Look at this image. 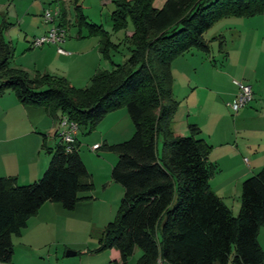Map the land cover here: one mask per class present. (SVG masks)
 I'll use <instances>...</instances> for the list:
<instances>
[{
  "label": "trees",
  "instance_id": "1",
  "mask_svg": "<svg viewBox=\"0 0 264 264\" xmlns=\"http://www.w3.org/2000/svg\"><path fill=\"white\" fill-rule=\"evenodd\" d=\"M153 1H113V31L128 23L133 30L124 39L129 56L123 64L109 57L117 45L108 33L75 5L74 24L99 38V52L113 66L96 71L85 88L63 77H30L12 68L14 50L4 41L6 25H1L0 97L9 91L21 105L43 108L56 126L55 135L62 118L88 134L108 113L126 110L132 136L100 146L116 155L110 178L123 189L116 216L105 225L95 251H117L119 261L108 264H127L135 249L141 251L136 264H264L258 243L264 226V159L262 168L241 183L240 206L233 215L210 189L209 180L219 169L208 162L211 148L198 126L188 124L186 136H175L170 128L178 108L172 61L194 48L208 52L204 33L216 21L262 14L264 0H166L159 9ZM58 9V25L67 32L66 12L61 5ZM47 152L48 165L36 181L19 185L15 177H0V264L11 263L12 237L44 203L72 211L89 198L81 195L93 184L77 146L67 152L59 142Z\"/></svg>",
  "mask_w": 264,
  "mask_h": 264
},
{
  "label": "crops",
  "instance_id": "2",
  "mask_svg": "<svg viewBox=\"0 0 264 264\" xmlns=\"http://www.w3.org/2000/svg\"><path fill=\"white\" fill-rule=\"evenodd\" d=\"M102 1L106 4H113L114 0ZM165 1L154 0V8H161ZM50 3L53 6H50ZM6 4L7 0H0V22H6L7 25L15 23L14 26H18L20 30L15 40L17 43L23 41L22 51L42 57L41 63H35V70L51 76L63 77L75 88H85L95 72L101 70L104 63L101 60L97 36H87L85 32L70 36L67 30L65 40L59 45L48 44L39 48L31 46L33 38L44 35L52 26L42 23L41 27L31 29L33 24L39 25L35 16H42L47 5L53 8L54 1L17 0L12 3V6ZM60 4L61 2H57L55 7H59ZM55 24H58V18ZM130 35L131 33H127L126 36ZM7 42L14 50L11 39ZM58 47L65 54L59 53ZM35 49H40V51L37 52L38 50ZM105 68L107 69L103 70H110L111 67ZM248 85L252 89V100L242 108V111L240 110L236 116H233L232 121L229 119L225 105L231 102L238 93V88L234 84L233 90L225 94L226 103L218 102L217 108L212 105L209 110L201 105L193 106L196 117L191 123L189 120L186 121L187 126L188 124L198 126L201 131L200 138L211 148L208 162L217 166L219 171L210 178L209 186L232 214L239 210L241 183L262 168L264 159V87L253 83ZM221 94L224 95V92ZM252 104L257 106V109L252 107ZM132 127L124 108L110 112L94 129V131L99 129L100 139L98 142L89 144L91 147L101 146L104 143L116 144L120 138L132 133ZM179 130V136L188 134V127ZM55 131V124L43 108L23 106L13 93H4L0 97V177H15L19 185H27L39 179L50 159L47 149L59 143ZM75 144L78 150L77 140ZM110 159L111 164L114 165L113 158ZM89 207L87 201H82L76 204L70 213L59 204L46 202L34 216L28 219L26 227L17 237L25 244L24 246L28 247L52 244L59 222H65L76 211L83 216H90ZM258 243L264 252V226L259 231ZM107 253L109 262L119 261L117 251L108 250ZM28 258L24 257L22 264ZM13 260L14 256L10 264H16Z\"/></svg>",
  "mask_w": 264,
  "mask_h": 264
},
{
  "label": "rangeland",
  "instance_id": "3",
  "mask_svg": "<svg viewBox=\"0 0 264 264\" xmlns=\"http://www.w3.org/2000/svg\"><path fill=\"white\" fill-rule=\"evenodd\" d=\"M16 1L7 0L6 5L10 4L12 6V3ZM52 1H54V7L50 10L55 8L57 2H61L60 5L66 12L70 36L76 35L79 29L82 33H86L84 27H77L74 24L75 5L77 4L81 8V13L85 17L87 16L88 21L101 25L103 30L108 33L110 41L117 45V48L109 49L111 61L114 64L125 63L129 54L124 39L127 33H132V25L128 23L125 29L118 32L113 31L110 20L113 4H106L102 0ZM50 6H53V4L50 3ZM46 9H49V5L44 8V10ZM41 17L35 16V20L37 19L39 25L33 24L31 29L35 30L37 27H41L44 23ZM12 24L13 26H11ZM12 24L7 25L6 22H0V26L6 25L2 32L4 41L7 42L11 39L15 48L10 66L22 69L30 77H34L36 74H46L34 69L35 63H41L42 57L22 51L23 41L17 43L15 40L20 30L18 26H14L15 23L12 22ZM10 31L12 32L9 33ZM204 39L209 46L208 52L194 48L188 53L177 57L171 63L172 94L178 102V108L170 123V128L175 136H179V129L187 128V120H189V123L194 121L196 114L193 106L201 105V107L209 110L212 105L216 107L218 102L223 101V103H226L225 94H229L233 90L234 81L243 84L253 83L259 87H264V13L251 17L221 18L204 33ZM219 41L222 42L221 50H219ZM35 50L40 51V49ZM101 60L104 63L101 70L107 69L105 67H113V62L111 63L109 59L104 58L102 55ZM221 92H224V95ZM252 105V107H257L254 104ZM188 106L191 107L188 108ZM225 106L229 119L232 121L233 116L236 115L229 110L227 104ZM131 131L132 133L120 138L117 143L128 140L133 134V127ZM78 132V154L83 160L93 184L90 192L81 194L89 197L83 201H87L90 206V216H83L77 213L79 211H76L63 222L64 224L60 221L54 234V241L52 244L45 246H24L25 244L19 240V237L13 236V261L16 264H22L24 257H29L24 264H108L110 261L107 258L108 250L95 251L99 247L98 240L105 225L114 220L123 195L122 187L114 184L110 178L113 167L110 158H113V163H115L116 155L103 148L98 149L96 152L90 150V144L98 142L100 139L99 129L88 134H84L82 131ZM157 147L160 151V138ZM67 212L71 213L72 211ZM236 214L237 212L233 213V215ZM67 251L74 252L75 255L66 256ZM140 256L141 251L135 249L127 264H136Z\"/></svg>",
  "mask_w": 264,
  "mask_h": 264
},
{
  "label": "built area",
  "instance_id": "4",
  "mask_svg": "<svg viewBox=\"0 0 264 264\" xmlns=\"http://www.w3.org/2000/svg\"><path fill=\"white\" fill-rule=\"evenodd\" d=\"M58 15V7H55L53 10H50L49 8L43 11L41 17L43 22L52 26L44 35L33 38L31 40V46L33 48H39L48 44L59 45L65 40L67 36L66 30L59 27L58 24H55ZM57 51L61 54H65V52L60 47L57 48ZM233 83L238 88V93L231 102L227 103V106L229 110L234 115H236L252 100V89L248 84H243L236 81H234ZM77 134L78 127L76 126V124L69 122L66 118H62L59 121L57 127V137L59 139V142L65 147L67 152H71L75 149ZM99 148L100 145H93L91 147V150L95 151Z\"/></svg>",
  "mask_w": 264,
  "mask_h": 264
},
{
  "label": "water",
  "instance_id": "5",
  "mask_svg": "<svg viewBox=\"0 0 264 264\" xmlns=\"http://www.w3.org/2000/svg\"><path fill=\"white\" fill-rule=\"evenodd\" d=\"M65 255H66V256H74L75 253H74V252L67 251Z\"/></svg>",
  "mask_w": 264,
  "mask_h": 264
}]
</instances>
